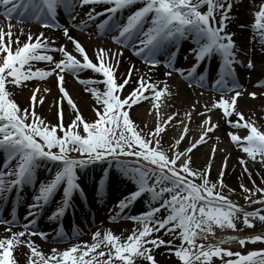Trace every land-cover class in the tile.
<instances>
[{
  "label": "snow or ice",
  "instance_id": "1",
  "mask_svg": "<svg viewBox=\"0 0 264 264\" xmlns=\"http://www.w3.org/2000/svg\"><path fill=\"white\" fill-rule=\"evenodd\" d=\"M138 2L142 6L132 11L125 22L111 23L116 13ZM251 2L255 7L250 41L258 44L260 51L264 53V0H260L258 5L256 0ZM97 4L111 6L101 12H97L95 8L89 9L85 13L87 21H94L106 13V18L98 25L101 34L117 31L118 34L112 36V40L132 47L135 55L153 67L161 63L157 56L166 52L169 45H175L185 37L192 39L196 47L189 51L194 54L196 63L190 70L175 69L190 82L189 87L192 83L205 86L207 72L197 74V69L201 61L218 54L221 63L213 87L221 95L210 107L205 105V110L210 112L218 108L231 128L246 129V135L230 131L228 135L231 142L251 160L264 163V130L255 120L246 118L237 107L238 98L243 92L236 77L235 66L246 64L247 69H254L256 64L250 57L246 62L239 58L246 53L237 47L233 39L235 33L226 31L234 6L233 0H0V7L9 21L15 16L20 22L35 20L41 27L62 29L63 36L72 43L78 54L74 55L64 44L57 46L55 39L45 36L43 32L34 40L29 32L27 40L21 42L19 36L13 39V25L10 22L7 31L0 27V151L6 154L4 167L7 169L0 170V200H4L14 188L20 190L26 185H35L36 170L43 163L51 162L55 171L49 180L39 183L37 194L33 197L34 202L28 206L26 218L34 216L62 188L60 201L50 217L58 220L72 206L75 193L84 195L79 171L90 165L106 162L109 166L114 163L121 175L135 185L133 190L117 201L120 213L143 194H150L151 201L147 211L128 217L137 226L126 237L111 229H97L92 234L91 243L83 241L63 250L54 248L47 256L30 239L31 235L37 234L47 239L45 232L30 231L34 220L21 225L15 210L8 219L0 214V224L5 225V231L10 233L0 237V264H18L14 251L20 245H26L29 249L25 254L27 264H141V261L158 264L155 250L161 246H164L166 252L174 253L181 264H213L214 257L220 258L223 264H264V249L243 254L221 247L230 241H238L241 246L246 242L264 241V234L216 237L217 228L240 231L237 221L241 218L246 227H254L255 220L264 223V207L249 211L223 193L226 187L223 177L227 156L224 157L215 182L209 178L216 152L215 145L205 168L196 169L192 166L190 154L198 145L206 142L208 134L218 124L212 123L210 116L204 119L199 138L179 151L177 146L185 140L189 124L176 121L183 124V130L165 148L162 134L178 115L173 112L167 119L160 118L161 97L171 95L167 83L159 87L150 78L140 76L136 87L128 95H121L125 86L132 82L135 71V66L131 65L125 75L117 77L120 63L118 57L123 55L122 49L112 52L98 47L94 50V61L84 45L70 34L69 28L62 26L57 20L58 9L63 8L75 20L73 13L78 7ZM205 5L206 11H201ZM87 21L80 20L78 26L86 27ZM146 22L147 28L144 27ZM251 51L249 48L248 52ZM53 52L61 53L62 58L56 60L50 54ZM168 55L171 58L165 61L166 66L174 68L177 52H168ZM34 61L47 62L48 67H35ZM86 70L99 74L102 79L82 78L79 74ZM66 72L73 74L79 83L85 85L84 90L93 97L95 119L88 120L70 95L65 86ZM171 74L170 71L165 73L166 76ZM53 75L61 94L54 101L57 107L55 124L37 112V107L45 100L43 94L38 95L41 93L38 84L30 89L28 107L22 108L13 92V89L27 87L30 81H44ZM97 84H103L104 88L94 86ZM256 86L264 87V79L258 80ZM49 91L47 87L43 89L45 93ZM228 93L232 95L228 96ZM248 95L255 98L258 93L251 92ZM150 98L153 101L152 107L157 109V123L154 128L144 132L133 120L131 109ZM65 102L73 113L68 124L64 123ZM184 115L190 122L191 112H185ZM234 115L235 120L231 119ZM239 160L244 172L251 178L245 158L240 157ZM104 171L105 174L108 173L107 168ZM252 183L253 188L240 184L245 202L264 206V188L256 186L255 181ZM103 186L104 181L101 180L97 188L100 196L103 195ZM257 193L260 195L257 196ZM162 209L167 213L163 217L158 215ZM120 213L110 216L109 220L120 219ZM16 226L23 230L12 231V227ZM161 230H164L163 235L159 234ZM164 235L171 239H164ZM66 236L67 233L60 226L57 238L62 240ZM177 238L180 240L179 245L175 244ZM209 240L216 242L205 243ZM225 256L235 259L225 260Z\"/></svg>",
  "mask_w": 264,
  "mask_h": 264
},
{
  "label": "bare ground",
  "instance_id": "2",
  "mask_svg": "<svg viewBox=\"0 0 264 264\" xmlns=\"http://www.w3.org/2000/svg\"><path fill=\"white\" fill-rule=\"evenodd\" d=\"M141 2H138L136 5H134L132 8L133 9L135 6H139ZM253 3L251 0H240V6H236L234 8V12L232 13L233 17L230 19V21L227 23V28L226 31L235 33L233 39L236 41L237 47L240 48L244 53H246V60L247 58H252L254 63L256 65H262V58H264V53L260 51V47L258 44L255 42L250 41V37L252 36V29H246L245 28V23L247 22V16L243 15L242 12H245L246 8H249L248 6L252 5ZM237 5V2H236ZM142 6V5H141ZM140 6V7H141ZM95 8L96 10L98 9L97 5H86L83 8L78 7L76 9V12L73 13V15L76 16L75 23H72L71 18L69 14L63 9H58L57 15H61L62 17L68 16V18H65L66 20L65 23L67 24V27L69 28L70 34L78 39L86 48L87 52L89 53V56L95 61V49L98 47H103L106 49L111 50L112 52H117L120 51L119 47L116 46V42L112 40V36L117 35V31H107L101 34V31L98 29V25L101 23L99 19H95L94 21H87L86 20V15L89 11V9ZM126 8L127 11L125 10L123 13L124 15L122 16L124 19L120 21V23H123L126 21L127 16L132 12H129L128 9ZM63 17V18H64ZM86 20L87 25L86 27H81L78 26L80 20ZM150 20V18H149ZM11 23L13 25V39H15L16 36H19V39L21 42H24L27 40L28 33L31 32L33 35V40L35 37L40 33L43 32L45 36L49 38H54L56 45L58 44H64L68 48L69 51H72L74 55H78L75 53L73 45L70 41H68L61 31L55 30V29H48L41 27V25L36 22L35 20H25L23 22H20L17 17H13L11 21H9L3 14V9L0 7V27H3L5 31H7V25L8 23ZM116 22L114 21L113 24ZM241 25H244V27H241ZM66 26V25H65ZM144 27H148V22L144 24ZM21 29L23 30V33L21 34ZM80 29V31L78 30ZM97 37H102L101 39H98ZM181 52L179 53V61L184 60L186 54L188 55L189 49L192 48L193 45H196L194 41L190 38H183L181 41ZM188 45V46H187ZM173 45H169L168 48L172 50ZM251 48L252 51L249 53L248 49ZM170 52V51H169ZM52 54L55 59L57 60L58 58H62V54L59 52H53L50 53ZM168 58L170 57L168 53H164ZM139 56H136L133 53L132 47H128L127 50L123 51V55L119 56L118 59L120 61L118 69H117V77H122L123 75L126 74L127 69L131 66H135V71L132 74V82L129 83L128 85L125 86L123 89L121 95L126 96L128 95L129 92L132 91L134 87H136V81L137 78L140 76H144L146 79L150 78L153 82L157 83L159 87H163L165 83H167L169 91L171 92V95L165 94L164 96L161 97V101L159 102L160 107L159 111L162 112V120L167 119L169 115H171L173 112L178 113V115L174 118V120L171 122V126L166 128V131L162 134L163 135V140L162 143L164 144V147L167 148L170 143L173 142L174 138V129L173 126L176 123V121H183L184 123L189 124V128H193V123H195L198 119H195V117L191 118V121L186 120V116L184 115L185 112H191L192 115L195 116V114H203L204 112H208L205 110V105H208L209 107L211 104L214 102V100L219 99L220 96L217 94H212L210 92H204V91H198L193 85L189 87L188 84L183 83L181 81H178L175 79V77L171 74V76H166L165 73L168 72L161 66L158 67H151L150 65L146 64H141L139 61ZM35 67H48L47 62H33ZM256 68V67H255ZM250 69V73L244 74L242 73L243 77V82L244 84L250 86L251 84V77L250 74L253 76L256 73V69ZM245 69L247 70V67L244 66V72ZM65 75V86L67 90L69 91L70 95L73 97V99L76 101L78 104L82 114L88 119L92 120L95 119V113L93 111V104L95 103L93 97L91 96L90 93L86 92L85 85H82L81 83L78 82L76 77L71 74H64ZM82 78H87V77H94L95 79H102V77L99 74H94L91 72V70H86L84 72H81L79 74ZM173 76V77H172ZM39 85L40 89L43 92V89L45 87L49 88L50 91L51 89H55L57 87V81L55 75L47 78L44 81L40 80H33L28 82V86L23 88V89H13V92L15 94V99L17 102L20 104L22 108L28 107L29 105V99L26 97V92H28L30 89H32L35 85ZM96 87H99L101 89L104 88L103 84H97L94 85ZM258 95L253 98L249 96L247 93H243V95L238 98V109L242 111L245 114L246 118H250L252 120H255L258 124V126L261 127L262 130H264V89H256ZM49 91V92H50ZM45 93V92H44ZM58 95V94H57ZM202 95H206V97H203ZM61 96V95H59ZM51 96L50 98L47 97L45 98L44 102L42 105L37 107V112L44 117L46 120L51 121L53 124L57 123V107L52 105ZM149 101H142L138 105L133 106L131 109V116L133 120L137 123L140 129H142L144 132H147L149 129L154 128L155 126L153 123H151L149 119V115H143L140 116L138 114H135V112L140 108L144 109V105H148ZM192 105H195V108H192ZM54 106V107H53ZM150 109V108H149ZM147 108L146 110L149 111ZM63 110H64V123L68 124L71 119L73 118V113L71 108L66 104V102L63 104ZM157 111V110H156ZM209 113L212 114L213 117V123L218 124V127L213 130L211 133L208 134V138L206 140H209L212 142V146H216V154L214 156L212 166H211V172H210V179L215 182L216 176H215V170L216 167L219 165L221 168L219 162L220 158L225 153L224 155L227 156V167L225 169V175L223 177L224 183L226 185V188L228 187V191L233 192V194H237L238 192L241 194L242 190L240 188V184H248L252 179L257 180V178L254 176L255 173L259 174L261 172L264 173V163H261L259 160L253 161L250 158L246 156V153L242 152L235 144H229L226 142L225 144L221 143L220 139H223L227 141V137L229 136L228 133L230 131H235L234 128H231L229 125H225L224 123L226 122L225 119L223 118L222 114L220 113V109L214 108L212 109ZM157 118V117H156ZM192 119H195V122L192 121ZM233 120L236 119L235 115L231 118ZM147 125V127H145ZM181 125V124H179ZM176 128V127H174ZM191 131L189 130L188 133ZM181 133V132H180ZM177 134V135H180ZM201 133V132H200ZM198 134V136L200 135ZM177 138V137H176ZM225 138V139H224ZM189 140L187 137L185 138L184 141H182L177 147L179 151H183L186 146H188V141ZM220 143L218 144V142ZM5 153L0 151V170H7L4 167V164L2 162V157L4 156ZM192 157V166L196 169H203L207 165V160L209 152L207 149H204L203 147H197L196 149L193 150V152L190 154ZM240 157H244L246 162L249 163L247 166L249 171L251 172V178H249L248 173L244 172L243 166L240 164ZM13 164L15 161L12 162ZM45 166L48 168L49 164H45ZM44 164H42L37 170H36V180L43 181L44 179V174L43 170H46V167ZM55 166H52V169L50 170L51 174ZM97 170L95 167L92 169V174L95 173ZM114 171V170H113ZM90 168H86L83 170L79 171L80 175V183H87L90 181L91 183V178L89 176ZM52 175H50L51 178ZM259 180V179H258ZM253 181V180H252ZM40 183V182H39ZM38 183V187H39ZM133 182L129 181H124L122 180L121 177H117L116 174L114 173L113 176L109 177L108 184H109V189L108 193L105 197V199L99 204V209H98V214L96 217L102 218L100 216V213L104 214L105 211V203L108 202L107 208H106V213H108V207L109 204L112 206V211L111 213L113 215H116V211H118L117 207V201L119 200V195L121 196L124 192V189L129 188L130 184ZM92 184V183H91ZM95 185V184H93ZM33 187H36L35 185H26L21 189V204L23 207V198H28V194L32 195V198L37 194L38 187L32 189ZM98 187V186H97ZM118 189V190H116ZM232 189H235V191H231ZM224 190V189H223ZM106 192V191H104ZM59 194H60V189L59 191L55 194V196L52 198L49 203H51V206H57L59 203ZM93 200H96L94 197ZM90 202L91 198H90ZM83 210H86L84 205H82L77 213L79 215L84 214ZM6 219L10 218L11 215L9 214V210H5V212H1ZM21 212L16 213V215L21 216ZM37 216V213L35 214ZM44 216V211L41 212L39 215V220L42 219ZM76 222L82 221L81 217H77ZM93 223L95 224V229L94 230H89L88 232H95L97 229H102L101 231L111 229L113 230L114 233L119 234L121 233L122 228H129L133 229L137 225L132 224L130 221H126L124 223H118L114 225L115 227L108 226L104 219L99 220V223H97V219H92ZM46 224H51L50 219L45 217V222ZM119 225V228H118ZM48 225L46 226V228ZM89 225H87L86 228H88ZM4 228L0 227V237L7 236V234L2 233V230ZM128 232H125L122 234L123 236ZM85 232H83L84 234ZM82 234V235H83ZM232 235H237V236H244L240 233H216V237H226V236H232ZM125 237V236H124ZM167 239H171L170 236H166ZM23 239V238H22ZM30 239L34 241L31 237ZM91 240V236L87 235L85 238H82L80 241H87L89 242ZM211 243H215V240H209ZM37 243V242H36ZM239 242L238 241H230L226 242L222 245H229V246H236ZM176 244V240H175ZM42 249L44 247L49 250V246L47 247L46 245H40L38 246ZM26 245H20L18 248L14 251V255L18 261V264H26V253L27 251ZM47 250V251H48ZM45 250H42L44 252ZM50 251V250H49ZM161 253H164V256L160 255ZM168 252L165 251V248L160 247L159 249L155 250V257L157 260L165 259L166 255ZM141 264H147V262L141 261Z\"/></svg>",
  "mask_w": 264,
  "mask_h": 264
},
{
  "label": "rangeland",
  "instance_id": "3",
  "mask_svg": "<svg viewBox=\"0 0 264 264\" xmlns=\"http://www.w3.org/2000/svg\"><path fill=\"white\" fill-rule=\"evenodd\" d=\"M233 3L235 4V6H237L235 0L233 1ZM259 3H260V0H256V5H258ZM238 6H240V5H238ZM248 7L249 8L245 9V12L243 11V15L247 16V18H246L247 22H252L253 18H254L253 11H254L255 5L252 4V5L248 6ZM217 20H219V16H217ZM255 69L258 71V74H259V71H261V68L259 67V65H257ZM258 74H256V75H258ZM57 90H58V87H55V89L53 88V89H51L50 92H46V93L42 92V90H41V93H38V95L39 94H43L45 96V98H47V97L50 98V96H51V100H53L52 101V105H54L55 104L54 103L55 99L60 97L59 93L57 92ZM250 90L255 91L253 88L250 89ZM29 96H30V90L28 92H26V97H28V99H29ZM152 103H153V101L151 100L148 105H144V109L142 108V110H141L139 108L135 112V114H138L140 116H143V115L148 116L149 115V119H150L151 123H153V125L156 126V123H157V118H156L157 117V111L156 110L157 109H154L152 107ZM147 108L148 109L150 108L149 111L146 110ZM159 114H160V118L162 119V112L159 111ZM208 116L211 117V115H209V114L208 115L204 114V115H202L200 117H198V116L196 117V116L191 114V118L195 117V119H198V120L195 122V119H192V121L195 122V123H193V128H189V130L191 132L188 133L187 136H186L189 139V141L187 140L188 141V145H189L190 142H194L195 139L199 138L197 136L203 130L202 126H201V122L204 119H206ZM185 118H186V120L188 119L187 117H185ZM179 124L180 123L174 124V126H173V129L175 131L174 138H176V137L178 138L179 135H177V134H179L183 130V124H181V125H179ZM174 127H176V128H174ZM235 132H238L240 135H246L247 134V131L244 128H239V129L235 128ZM220 140H221V143H223V144H225L226 142L229 143L231 141L230 138H228L227 141H226V139L225 140L220 139ZM219 143H220V141L218 142V144ZM231 143L232 142H230L229 144H231ZM198 147H203L204 149H207L208 152H209V155H211V150H212V147H213L212 146V142L198 145ZM215 154H216V152H215ZM224 154L225 153H223V155L220 158L221 159L220 162H219L220 166H222V163H223V160H224V157H225ZM246 156H247V154H246ZM182 160H183V157L181 158V161ZM208 161H209V156H208L207 162ZM248 165H249V163H247V166ZM219 170H220V167L218 165L216 167V170H215L216 179L218 177ZM254 176L257 178V180L252 179L253 181H255V185L264 188V173L263 172H261L259 174L255 173ZM252 180L250 182H248V184H246L247 187H249V188H253L254 187V185L252 183L253 182ZM197 182H199V181H197ZM226 189H228V187L227 188L225 187L224 190H223V193L225 195H227L230 199H232L233 201H236L237 203H239L240 205H242L244 207L251 206L250 209L249 208L247 209L249 211H251V210H253L255 208L264 207V206L259 205V204H251V205H249L244 200V195L245 194L243 192L241 194L239 192L237 194H233V192H230V191H228ZM259 195H260V193H257V196H259ZM237 227H238V229H240V231H238V232H234L231 229L220 230L219 228L216 229V232L217 233H224V232L241 233V234H244V235H246V234H251V235L264 234V223L260 222L259 220H255L254 221V227H246V226L243 225L242 218H241V220L237 221ZM163 238L166 239L164 236H163ZM179 243H180V240L177 238L176 239V244L179 245ZM205 243H206V241H205ZM237 246L238 247H232V248L225 247V246H221V247L229 248L233 252L239 251V252H241L243 254H246L249 251L264 249V241H258V242H254V243L253 242H246V244L244 246H241L240 244H238ZM163 248H164V246H163ZM160 255L164 256V253H161ZM224 259L225 260H227V259H235V257L225 256ZM157 261H158V264H181V262L175 257L174 253H168L166 255L165 259L161 258L160 260H157ZM213 264H223V262H222V260L220 258L214 257L213 258Z\"/></svg>",
  "mask_w": 264,
  "mask_h": 264
}]
</instances>
